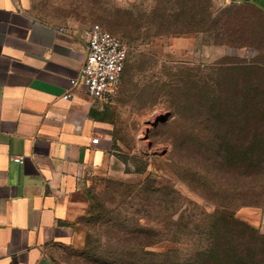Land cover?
<instances>
[{
  "label": "rangeland",
  "instance_id": "rangeland-1",
  "mask_svg": "<svg viewBox=\"0 0 264 264\" xmlns=\"http://www.w3.org/2000/svg\"><path fill=\"white\" fill-rule=\"evenodd\" d=\"M187 1L199 15L186 27L184 0L28 3L38 19L96 23L128 48L105 105L125 170L69 194L78 236L63 254L70 263L119 264V253L139 248L134 234L155 238L144 250L176 249L181 261L224 264L227 253L264 264V170L243 165L264 157V16L246 4ZM245 174L251 199L240 194Z\"/></svg>",
  "mask_w": 264,
  "mask_h": 264
},
{
  "label": "crops",
  "instance_id": "crops-1",
  "mask_svg": "<svg viewBox=\"0 0 264 264\" xmlns=\"http://www.w3.org/2000/svg\"><path fill=\"white\" fill-rule=\"evenodd\" d=\"M29 1L0 0V264H71L69 194L125 167L108 102L69 82L86 56L85 26L38 19ZM214 1L264 15V0Z\"/></svg>",
  "mask_w": 264,
  "mask_h": 264
},
{
  "label": "built area",
  "instance_id": "built-area-1",
  "mask_svg": "<svg viewBox=\"0 0 264 264\" xmlns=\"http://www.w3.org/2000/svg\"><path fill=\"white\" fill-rule=\"evenodd\" d=\"M86 56L76 77L70 79L71 87L82 85L95 101L107 103L119 87L127 56L125 42L99 24L93 23L81 30ZM70 96L65 92L62 98ZM98 138H91L97 143ZM23 156H14V162H21Z\"/></svg>",
  "mask_w": 264,
  "mask_h": 264
},
{
  "label": "trees",
  "instance_id": "trees-1",
  "mask_svg": "<svg viewBox=\"0 0 264 264\" xmlns=\"http://www.w3.org/2000/svg\"><path fill=\"white\" fill-rule=\"evenodd\" d=\"M185 2H187V3H185ZM232 4H236V3H232ZM187 5H188L187 0H184V3L183 2L179 3L180 12L177 14L178 21L180 20V25L183 24V26H185V27H186V22L190 18L193 19L194 17H198V15H199L198 13H195V14L192 13L191 14V12H193V11L188 12V10L186 9ZM246 5H248V4H246ZM255 10H257V9L255 8ZM258 12L260 14H262L260 11H258ZM189 31H191V30H189ZM173 32L176 34L187 33V31L180 30L179 28L177 30H174ZM203 32L204 31L196 30L194 33H203ZM170 101H171V103L175 104L173 99H171ZM253 111L254 110L248 111V114H254ZM162 125L167 126V122H164ZM247 129L250 131L249 127ZM240 131H242V130H240ZM112 146L115 147L114 141H112ZM243 165H245L244 170H264L263 169L264 168V157L263 158L256 157V159L254 157H249L247 162L244 163ZM231 177L235 178L234 175H231ZM250 180H252V178L249 177L248 174H245V179L242 182L243 188L245 190L240 192L242 197L249 198V199H251L255 193V189L251 188L249 183H248ZM116 228L117 227H115V229ZM120 231H122V234H123L125 230L121 229ZM132 235H133L132 239L138 241L137 244L139 245V248L131 249L129 251L124 252L123 254L119 253L117 260L115 259L116 262L119 261V264H199V262H198L199 259L197 260V259L188 258L186 261H184V260L181 261V259L178 258V255H176L177 254L176 249H169V250H166L163 252H158V253L146 251V250H144V248L146 246H150V245L156 243L155 238H153V239L152 238L151 239L146 238L147 240L146 239L144 240V239L138 238L137 236H134V234H132ZM215 248L217 250V246ZM214 252H215V249H214V251L212 249V251H210V254H213ZM228 257H229V255L226 253L224 255V260L226 263L238 264L237 262H234L230 258L228 260ZM226 263H224V264H226ZM71 264H73V263H71Z\"/></svg>",
  "mask_w": 264,
  "mask_h": 264
}]
</instances>
